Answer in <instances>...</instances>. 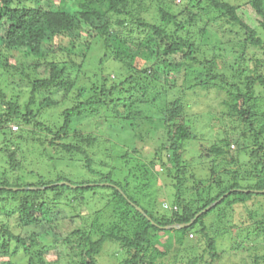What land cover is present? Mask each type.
I'll return each mask as SVG.
<instances>
[{"label":"trees","instance_id":"16d2710c","mask_svg":"<svg viewBox=\"0 0 264 264\" xmlns=\"http://www.w3.org/2000/svg\"><path fill=\"white\" fill-rule=\"evenodd\" d=\"M138 1L142 0H57L56 7L47 9L53 0H0V70L10 79L8 85L5 79L0 81V264H15L19 250L26 264H97L108 241L124 250L120 264H181L182 260L221 264L223 254L232 259V252L242 248L234 243L239 235H231L232 227L257 230L264 239V213L241 218L236 212L239 205L264 200V111L260 113L255 95L257 84L264 87V37L241 18L238 10L243 6L227 0H184L179 11L173 0H159L158 15L164 25L140 16L134 6ZM247 1L261 16L258 23L264 31V0ZM198 21L203 23L196 32L200 38L216 24H226L230 33L237 27L240 33L235 35L242 37L232 45L218 39L215 54L203 57L191 29ZM96 38L102 42L99 60L93 68H85L90 42ZM224 54L232 56L230 75L220 71ZM122 67L133 73L117 84L124 76ZM169 72L178 75L169 78ZM178 83L180 93L174 90ZM131 89L152 99L161 93L169 99L157 116L146 117L165 131L147 162L136 147L123 150L110 138L100 143L94 133L72 127L75 119L99 108L102 117L95 119L103 127L118 125L125 99L121 96ZM199 91L213 94L234 119L224 137L199 145L213 165L203 179L184 161V142L196 140L191 128L176 123L190 107L191 96L186 95ZM11 123H16L15 129ZM233 134L235 149H231ZM96 142L108 143L107 159L113 150L120 167L106 172L92 168L89 150ZM247 152L250 169L242 162ZM24 154L44 169L26 171L19 159ZM74 160L83 161L91 177L77 180L58 169L59 164ZM219 163L223 174L215 170ZM251 173L255 181L243 184L244 175ZM159 193L167 213L156 209ZM99 205L109 210L103 216L112 219L105 229L99 222L102 207L95 210ZM56 207L66 208L60 222L66 227L56 239L38 241L33 235L28 240L16 234L4 217L14 215L20 227L47 223L53 228L58 219L47 216ZM212 212L214 217L206 224ZM76 218L82 221L75 225ZM192 219L186 227L163 228ZM160 233L169 237L165 244L156 242ZM224 236L231 240L227 249L222 247ZM47 248L56 249L55 260L44 259ZM176 251L186 254L167 261ZM263 257L253 255L250 263L260 264L262 259L264 264Z\"/></svg>","mask_w":264,"mask_h":264},{"label":"rangeland","instance_id":"374dc122","mask_svg":"<svg viewBox=\"0 0 264 264\" xmlns=\"http://www.w3.org/2000/svg\"><path fill=\"white\" fill-rule=\"evenodd\" d=\"M45 0H42L44 2ZM47 1V0H46ZM56 1L53 0V3L49 6L47 5V9H51L56 7ZM231 3L242 5V8H239L238 13L246 22L252 24L254 27H257V30L259 31L260 35L264 37V31L262 30V27L259 25L258 20L261 18L259 14L256 13L255 8L251 6V4L248 3L247 0H227ZM139 2V1H138ZM136 2L134 6L139 7L140 10V16L142 15L147 21L154 23L156 22L159 25H164L158 15V5L159 0H142L139 3ZM175 3V8L177 11H179V7L181 4L184 3V0H173ZM179 6V7H178ZM195 11V10H194ZM182 16V15H180ZM203 23L198 21L197 25L191 26V29L193 32H195V41L199 43V47L201 48L204 53L202 56L211 57V55L215 54L213 51V47L216 43L219 41H227V43L230 45L234 44L236 40L242 36L235 35V32L240 33V30L237 27L232 28V32H229V27L224 24L223 26H218V31L215 29L216 25H212L211 29H208L207 34H204L205 36L199 37V34H197V30H199L202 27ZM171 26V25H170ZM225 33L222 38H220L221 34ZM73 35L76 36V32H73ZM138 35V34H137ZM225 38V40H223ZM218 39H220L218 41ZM102 48V42L99 40V38H96L90 42V50L86 54V60L84 62L85 68L91 67L93 68L98 60H99V49ZM229 49V48H227ZM201 51V52H202ZM203 56V57H204ZM223 56V61L221 62L220 71H224L227 75L231 74V70L229 68V65L232 60V56H226L225 54ZM121 71L123 73V77H121L118 80L119 84L125 76L130 75L133 73L132 69H126L121 68ZM0 73H2V70H0ZM3 74V73H2ZM113 75V74H111ZM169 78L170 77H176L178 75L177 72H169L166 74ZM7 75L3 74V76H0V81L2 82L3 79H5V83L9 80L6 78ZM230 77V76H229ZM181 81V79H179ZM6 85H8L6 83ZM181 84L178 83L177 87L174 88V90H178V88H181ZM7 87V86H6ZM161 87V86H160ZM9 88V87H8ZM8 90V89H7ZM179 91V90H178ZM200 93L192 94L186 93V98L191 96V99L188 101L189 106H187L186 114H183V117L178 119L176 123H185L190 126L191 133L193 135V139L196 140H190L184 142V161L187 163V169L191 170V172L197 173L198 179H203V175H209V169L212 165V159L206 156L204 153H202L199 149L200 144H206L210 145L213 142L217 141V139L224 137L225 129L231 128V123L233 122V118L228 116L226 114V111H224V108L220 104L219 99H214L213 94L199 91ZM172 93V92H171ZM169 96L172 95L175 96V93L173 92ZM180 93V91H179ZM177 92V94H179ZM255 95L258 97V108L260 109V113L264 111V87L260 85H256L255 88ZM145 96V97H144ZM121 97H124L123 104L121 106V111L119 113V122L118 125L115 124V126H112L109 124L110 128L107 130V127H103L100 123V121H97L95 118L102 117V111L99 108V112H96L95 114H88L87 113L78 119H75L72 123V127L74 129H81L83 133H94L97 138H99V142H103L106 138H110V140L114 143H117L119 145V148L122 147L123 150L131 151L134 147L140 149L145 156H140V158L147 162L148 158H150L152 154V150L155 147H159L162 142V134L165 135L164 128L161 130L160 127H156L153 125V123H150L146 121V117L150 116H157L159 114L160 108L165 105V103L168 102V96L167 94L161 93L159 96H156L155 99H152L151 96L149 97V94L142 95L141 92L135 89H131L130 93L122 95ZM169 97V98H170ZM192 104V105H190ZM60 108H56L57 111H59ZM87 112V111H85ZM108 112V111H107ZM110 112V111H109ZM111 113V112H110ZM112 121V118H109V121ZM110 121V123H111ZM237 123V122H235ZM16 125V123H11V126ZM118 128V129H117ZM112 130H115L113 132ZM109 131L111 135H108ZM149 131V132H146ZM154 131V132H153ZM153 133V134H152ZM113 136V137H112ZM142 136V137H140ZM235 138L236 134L232 135V145L231 149H235ZM103 140V141H102ZM99 142L95 145V148L92 147L90 149L89 153L90 156L93 158V162L91 164L92 168L94 169H100L103 172L109 171V169L112 166H118L120 167L121 162L114 161L113 159L116 157V153H114L113 150L110 151L111 158L107 159V146L106 145L101 146ZM252 145V144H251ZM250 145V146H251ZM105 148V150H104ZM116 154V155H115ZM35 157V156H34ZM165 158V157H164ZM22 160L23 168L26 171L29 170H37V168L42 169L43 167L36 166L35 163L32 161L33 158H28L27 155H23V157L19 158ZM25 159V160H23ZM132 159V158H131ZM252 159L250 158L249 153H246V156L242 155V162H245L246 169L251 168V162ZM218 162V161H217ZM119 164V165H118ZM128 166L132 167L131 164ZM84 166V162L80 160H74V161H66L65 164L61 165L59 164L58 169H63L64 171L70 173V176H74L73 178L79 180L82 177H91L88 173L86 174ZM235 167V166H232ZM223 168L224 166L221 165V163L217 164L215 167V170H218L217 173L223 174ZM44 169V168H43ZM160 170V169H159ZM216 173L215 176H218ZM252 174V173H251ZM187 175L189 176L190 173L188 172ZM202 177V178H201ZM245 181H242L243 184L253 183L255 181V176L252 175H244ZM192 178L189 176L188 181L191 182ZM252 181V182H250ZM170 195H168L169 197ZM171 198V196H170ZM156 200V209L159 212L167 213V211L162 206V200L163 195L159 193ZM98 207V208H97ZM102 207V210L99 211L101 213L99 216L100 220L99 222L104 223L105 225L103 228L105 229L110 222H112L111 218L104 217L103 215H107L109 212L108 209H103V206L99 205L96 206L95 210H98ZM163 207V208H162ZM93 209H91L92 211ZM238 215L242 217H248V213L254 214L255 218H259L261 213H264V200H254L252 203H247L246 205H239L237 208ZM66 215V208L62 207H56L53 208L48 213L47 218L53 220L58 219L57 221L53 222L55 225L59 223L58 226H55L53 228H50V226L47 223H43L41 225H30L27 227H20L16 224V219L14 215H9L8 217L4 216L5 219H7L11 229L16 233L20 234L21 236L26 237L28 240L31 236L34 235V237L38 241H43L47 239H56L63 236L62 228H65V223H60L61 218ZM214 212L208 214L205 218L206 224H209V220L213 219ZM82 221L79 218H76L72 221L73 224H79V222ZM57 222V223H56ZM250 222V221H249ZM249 223H247V226ZM245 226V225H244ZM237 231V232H236ZM231 232L234 235L237 233L239 236L234 238V243L237 244V242L242 244L241 249H237L236 251L232 252V259L226 256V253L223 254V258L221 259V264H251L250 261L253 259V255L257 256H263L264 255V249L262 246H264V239L263 235L257 230L251 231L247 227H241V229H236L235 227L231 228ZM240 232V233H239ZM249 232V233H248ZM95 238V237H94ZM168 236L166 233H160L157 235L156 242L157 244H165V241L168 240ZM222 244L223 248L227 249L230 247V237L224 236L222 237ZM233 243V246H234ZM235 244L234 247L237 245ZM117 245V246H116ZM118 244L116 242H105L102 245V248L97 256V264H120L124 257L125 252L124 250H121L119 248V251L117 249ZM56 249L54 248H47L45 250V256L44 259L47 261L55 260L56 259ZM185 252H171L166 259L167 261L170 260V258L176 256L177 259L180 260L181 256L185 255ZM234 254V256H233ZM22 252L19 250V253L17 256L13 257V260H15V264H26V258H22ZM249 256V259H247ZM264 258V257H263ZM6 259V258H4ZM1 260V259H0ZM165 260V261H166ZM249 260V261H248ZM166 261V263H167ZM259 262L261 264L262 259H259ZM181 264H184V260L180 262Z\"/></svg>","mask_w":264,"mask_h":264},{"label":"water","instance_id":"95a60500","mask_svg":"<svg viewBox=\"0 0 264 264\" xmlns=\"http://www.w3.org/2000/svg\"><path fill=\"white\" fill-rule=\"evenodd\" d=\"M62 183H66V184H69L68 182H58V184H62ZM73 186V185H72ZM24 188H33V189H38V188H44V187H24ZM255 192H257L258 190H253ZM217 201L213 202L212 204H210L209 206H207L206 208H204L201 212H204L206 210H208L211 206H213ZM136 209H138L139 211H142V209L138 206H136ZM144 214V213H143ZM199 215L196 214L195 217H197ZM194 219H192L191 221H189L188 223H181V224H170V225H166L164 226L163 228H182V227H186L188 226Z\"/></svg>","mask_w":264,"mask_h":264},{"label":"built area","instance_id":"2783aa9c","mask_svg":"<svg viewBox=\"0 0 264 264\" xmlns=\"http://www.w3.org/2000/svg\"><path fill=\"white\" fill-rule=\"evenodd\" d=\"M13 128L15 129L16 127L13 126Z\"/></svg>","mask_w":264,"mask_h":264}]
</instances>
